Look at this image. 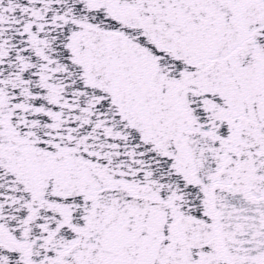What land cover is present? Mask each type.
<instances>
[{
    "label": "snow or ice",
    "instance_id": "snow-or-ice-1",
    "mask_svg": "<svg viewBox=\"0 0 264 264\" xmlns=\"http://www.w3.org/2000/svg\"><path fill=\"white\" fill-rule=\"evenodd\" d=\"M0 264H264V0H0Z\"/></svg>",
    "mask_w": 264,
    "mask_h": 264
}]
</instances>
